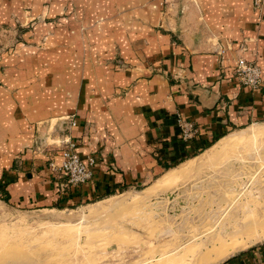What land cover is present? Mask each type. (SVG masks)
Returning a JSON list of instances; mask_svg holds the SVG:
<instances>
[{"label":"crops","instance_id":"1","mask_svg":"<svg viewBox=\"0 0 264 264\" xmlns=\"http://www.w3.org/2000/svg\"><path fill=\"white\" fill-rule=\"evenodd\" d=\"M0 32V202L15 208L150 185L264 120V7L254 0H0ZM241 56L260 66V88L236 77ZM178 114L198 126L193 140ZM68 136L95 160L86 184L49 166ZM258 263L264 245L222 264Z\"/></svg>","mask_w":264,"mask_h":264},{"label":"rangeland","instance_id":"2","mask_svg":"<svg viewBox=\"0 0 264 264\" xmlns=\"http://www.w3.org/2000/svg\"><path fill=\"white\" fill-rule=\"evenodd\" d=\"M4 34L0 47L9 39ZM227 135L233 142L212 163L152 193L181 162L150 185L79 206L18 209L0 202V264L20 255L24 264H201L221 247L247 243L211 263L222 264L264 245V227L243 230L248 218L264 220V120Z\"/></svg>","mask_w":264,"mask_h":264},{"label":"built area","instance_id":"3","mask_svg":"<svg viewBox=\"0 0 264 264\" xmlns=\"http://www.w3.org/2000/svg\"><path fill=\"white\" fill-rule=\"evenodd\" d=\"M254 6L261 10L264 7V0H254ZM235 74L238 80L249 88L258 89L262 86L263 80L260 66L248 61L243 56L236 61ZM69 121L71 126L76 125V121L72 117H70ZM177 123L183 140L190 141L198 135V126L193 121L185 118L184 115H177ZM61 156V164H57L55 160L51 159L49 166L53 170L64 172L70 185L86 184L93 178L94 158L90 157L88 162L82 160L77 151V144L71 136L65 138Z\"/></svg>","mask_w":264,"mask_h":264},{"label":"bare ground","instance_id":"4","mask_svg":"<svg viewBox=\"0 0 264 264\" xmlns=\"http://www.w3.org/2000/svg\"><path fill=\"white\" fill-rule=\"evenodd\" d=\"M259 134V133H258ZM257 135V133L255 134ZM239 136V135H238ZM254 136V134H253ZM260 137V136H259ZM234 139V138H233ZM237 141V140H236ZM233 140L231 139V137L225 136L224 138H222L221 140H219L217 143H215L213 146L209 147L208 149H206L204 152H201V154L181 163L180 165L170 169V171H168V173L159 181V183L155 184L153 187H151L147 193H152L155 190H158L161 187H166L169 186L170 184L176 182V180H178L179 178L185 177L187 175H189L190 173L202 168L203 166L210 164L213 162V160L221 153L222 150H224V147H226L228 144L232 143ZM234 145V144H233ZM264 163V162H263ZM259 164V163H258ZM264 165V164H263ZM262 165V168L264 167ZM257 168V167H256ZM258 169V168H257ZM260 170V169H259ZM212 171V170H211ZM257 171V170H256ZM255 172V171H254ZM256 174V172H255ZM258 174V172H257ZM192 175V174H191ZM250 175V174H249ZM251 177V176H250ZM253 177V176H252ZM248 179V178H247ZM246 179V180H247ZM253 178H251L252 180ZM183 180V179H181ZM180 180V181H181ZM186 180V178L184 179ZM240 180V179H239ZM250 181V180H249ZM179 183V181H178ZM251 183V182H250ZM242 184V183H241ZM249 184V183H248ZM178 186V185H177ZM198 188V187H197ZM176 189V188H175ZM165 190V189H164ZM229 190V189H228ZM233 190V189H232ZM231 191V190H229ZM234 191V190H233ZM240 191V190H239ZM238 191V192H239ZM228 192V191H226ZM207 196V195H206ZM213 196V195H212ZM220 196V195H219ZM223 197V198H222ZM227 194H221L220 199L222 202H225L228 200L227 198ZM206 198V197H205ZM232 198V197H231ZM207 199V198H206ZM231 202V201H230ZM204 205V204H203ZM264 206V205H263ZM194 207V206H193ZM263 208V207H262ZM264 209V208H263ZM260 210V209H259ZM257 211V210H256ZM264 212V211H263ZM102 213V212H101ZM184 213V212H183ZM262 213V212H260ZM189 214V213H188ZM257 215V214H256ZM261 215V214H260ZM191 216V215H190ZM245 216V215H244ZM202 221V220H201ZM200 222V221H199ZM243 222H244V218H243ZM184 224V223H183ZM260 227H264V220L263 219H259L258 217L256 218H248V220H246V222L244 223V231L245 233H247L248 231H251L252 229L255 228H259ZM235 229V228H234ZM242 229V227L240 228ZM239 230V229H238ZM254 231V230H253ZM258 231V230H257ZM262 233V231H260ZM229 233V232H228ZM249 234V233H248ZM251 234V233H250ZM258 234V233H257ZM251 237V236H250ZM255 238H259L255 237ZM254 239V238H253ZM242 243V244H241ZM247 243L244 242H235V243H231L230 245H227L226 248L224 247H219L220 249L216 252V254L213 256H211L212 254H208L209 256H203L201 260V264H211L212 262H216L219 261L220 259H222L223 257L227 256L228 254H230L231 252H233L234 250L238 249L239 247H243L245 246ZM210 252V251H209ZM208 252V253H209ZM168 253H166L165 255H167ZM204 254V253H203ZM6 255V254H4ZM164 253L160 254V257L163 258L165 257ZM13 257V256H12ZM24 256L20 255V256H16L13 257V259H16V261L14 260H10V263H3V264H24V263H20L22 261H24ZM4 259V258H3ZM7 261V259H6ZM13 261V262H12ZM29 261V260H27ZM31 261V260H30Z\"/></svg>","mask_w":264,"mask_h":264},{"label":"trees","instance_id":"5","mask_svg":"<svg viewBox=\"0 0 264 264\" xmlns=\"http://www.w3.org/2000/svg\"><path fill=\"white\" fill-rule=\"evenodd\" d=\"M204 150V149H203ZM202 150H200L199 152H201ZM199 152H196V154H198Z\"/></svg>","mask_w":264,"mask_h":264}]
</instances>
